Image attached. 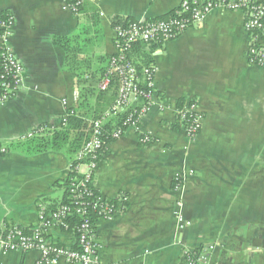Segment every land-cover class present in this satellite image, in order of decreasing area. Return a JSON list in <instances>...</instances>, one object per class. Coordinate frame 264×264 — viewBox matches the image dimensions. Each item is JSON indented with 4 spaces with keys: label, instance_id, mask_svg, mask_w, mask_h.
<instances>
[{
    "label": "crops",
    "instance_id": "crops-1",
    "mask_svg": "<svg viewBox=\"0 0 264 264\" xmlns=\"http://www.w3.org/2000/svg\"><path fill=\"white\" fill-rule=\"evenodd\" d=\"M70 1L0 0V15L14 18L9 42L24 70L15 98L0 104V149L5 150L0 153V232L30 231L40 209L60 205L64 187L58 183L68 174V157L26 152L17 144L40 126H58L64 99L86 122L111 105L98 84L115 53L114 20H157L182 2L88 0L76 16L67 9ZM244 19L242 12L214 10L200 26L163 46H143L152 57L158 97L195 101L204 122L189 142L182 129H171L172 113L155 106L138 128L108 144L92 184L103 198L124 197L127 207L109 221H95L102 264H186L184 250L209 245L215 246L210 264H264V68L247 62ZM57 38L72 40V67L54 43ZM147 134L153 140L140 144ZM177 174L184 179L175 192ZM181 198L191 222L183 231L173 215ZM46 237L55 245L74 243L59 229ZM37 259L36 252L0 253V264H36Z\"/></svg>",
    "mask_w": 264,
    "mask_h": 264
},
{
    "label": "built area",
    "instance_id": "built-area-1",
    "mask_svg": "<svg viewBox=\"0 0 264 264\" xmlns=\"http://www.w3.org/2000/svg\"><path fill=\"white\" fill-rule=\"evenodd\" d=\"M86 0H73L67 5V9L75 14L78 8ZM214 10L224 12H242L245 16L244 29L249 34L250 44L246 52V59L250 66L264 68V0H182L179 7L163 20H135L126 25H117L113 29L115 53L110 58L108 68L99 82V90L106 91L112 77L119 81L118 97L111 109L112 117L123 111L132 108L140 102V108L132 120L129 117V127L137 128L140 119L153 107H158L162 112H172L185 135L192 138L201 129L202 115L197 113L195 101L186 100L182 108H177L171 102L161 99L154 92L153 73L154 70H144L146 79L145 88L139 85L136 77V70L126 53L133 44L164 45L179 37L183 32L200 26L205 18ZM15 21L11 15H0V104H5L15 98L24 81V70L10 46V37ZM78 99L73 95V102ZM65 109L63 116L73 115L74 110L68 105L66 99L62 100ZM189 115V120H185ZM110 118L103 115L101 118L91 122L92 135L84 144L76 156L79 164L74 169L79 174V180L70 185V193L73 199H79L88 193V186L92 185L93 173L97 166L98 153L103 149V122ZM62 124L65 122L62 119ZM127 128V129H128ZM47 127L31 131L26 138H32L33 133L43 135ZM124 132L117 129L113 132L112 138L117 140ZM192 140V139H191ZM148 137L141 138L140 142L146 143ZM0 153H5L0 149ZM73 166L69 165V169ZM80 167H84L81 172ZM192 175L193 173L190 172ZM182 180L175 177L173 190L179 191L182 188ZM122 201L126 202L123 197ZM76 208L71 211L68 206L59 205L57 210L50 215H44L43 208L38 213V224L30 232H24L19 228H9L0 234V253L36 251L38 253L37 264H102L98 256V244L95 236V222L84 218L77 228L78 237L76 243L78 249H70L67 246H56L51 244L46 235L51 229L66 231L68 226L65 219L76 214L85 216L86 211L82 203L73 202ZM98 220L109 221L121 209L112 205V200L98 196L92 204ZM174 218L180 231L191 226V222L185 218L183 206L180 200L175 202ZM215 249L214 245L202 247L199 250L186 249L183 256L186 264H210L209 254Z\"/></svg>",
    "mask_w": 264,
    "mask_h": 264
},
{
    "label": "trees",
    "instance_id": "trees-1",
    "mask_svg": "<svg viewBox=\"0 0 264 264\" xmlns=\"http://www.w3.org/2000/svg\"><path fill=\"white\" fill-rule=\"evenodd\" d=\"M72 1L73 0H71L70 2H72ZM86 1H88V0H86ZM86 1H84L82 3V5L78 8L77 12L75 13L76 16L80 13L81 8ZM171 15L172 14H170L169 16H171ZM167 18L168 17H162L159 20H163V19L165 20ZM129 21L133 22V20L118 19L117 18L114 20L113 25H115V26L121 25L122 26V25L128 24ZM71 41L72 40L70 38H57L54 40V43L57 46L61 47L66 52L67 65L69 67H72L74 65V60L76 58L75 54H74L75 49L70 47ZM143 46L144 45H142L140 43L133 44L131 49L126 53V55H127V58L133 64V66L135 67L136 77L139 80V85L142 88H145L147 76L145 77V74L143 71L146 69L151 70V69H153V67H152V57L143 48ZM150 46L152 47V49H155L156 47H160L163 45L152 44ZM110 58L108 60V64H109ZM107 68H108V65L105 69V72H106ZM105 72H104V74H105ZM104 74H103V76H104ZM101 79H100V81H101ZM145 89H147V88H145ZM118 90H119L118 78L113 76L112 79L110 80V84H109L107 90L104 92H100L101 93L100 95L108 96L112 101V100L116 99ZM153 93L157 96H160L155 91ZM175 104H176L177 108H182L185 104V100L184 99L178 100ZM140 105H141L140 102L136 105L134 104L132 108H129V109L123 111L122 113H120L119 115L114 116V117L103 122L102 140L104 142V148H103L102 152H100V154L98 155L97 161H99L100 156L102 154L106 153L108 144L115 141V139L112 138L113 132L117 129H120L122 132H125L126 129L129 127V122H127L129 117H131L132 120L136 117L135 113L137 112V110H139ZM71 109L74 110V114L68 115L65 117L63 116L62 119L65 120V122H63V124H62L63 120L61 119L59 125L56 127L53 125H46L45 126V127H47V131L49 132L47 134H49V135H47V134L38 135L36 133H33L34 136L32 138H24L23 141H21L17 145L19 147H21L22 149H24V151H26V152H37L38 153V152L49 150V151L57 152V153H64L68 157V160L70 163L69 165H71L73 167L71 169H68V174H67L66 178L63 181H61L60 183H58V185L60 187H64L63 199H62L60 205L68 206L71 209V211L74 212L75 211L74 209L76 208V206H74L73 202L82 203V207L85 209L86 215L85 216H78L76 214H73L72 216L66 218L64 221H65L66 225L68 226V229L66 231H63V230H61V231L69 234L72 237V239L74 240V243H73V246H71L69 248L76 250V249H78V245L76 243V240L78 237L77 228L79 227L82 220L84 218H89L90 221H92V222H95L96 220H98L95 212L92 210V204L94 202H96L98 196H100V195L95 190L93 184L92 185L86 184V186H88V193L89 194L82 196L79 199H73V194L70 193V190H69L70 185L72 183L77 182L80 178L79 174L74 169V167L79 164V161L76 160V156L80 152V150L82 149L84 144L89 141V139L91 138V135H92V129H91V125H90L91 123L86 122L85 120L81 119L77 115V111L75 109V106H72ZM99 114L100 115L94 117L93 120H97L100 118V116H102L101 115L102 113H99ZM189 118H190L189 115H186L185 120H189ZM42 127H44V126H40L37 129L42 128ZM171 129L173 131H179L180 127L175 123L174 125L171 126ZM35 130H33V131H35ZM143 138H145V136H143L142 139ZM122 198L123 197L119 198V200H112V205L114 207L118 206L116 204L117 202L119 203L118 207L121 209L119 212L123 211L127 207L126 202L121 200ZM57 207L51 206L48 210L43 208L44 215L47 216V215L52 214L53 212H55L57 210ZM40 211H41V209H40ZM14 228H17V227H14ZM5 230H7V229H5ZM23 231L26 233L30 232V231H25V230H23ZM3 232L4 231L1 230L0 234ZM56 246L59 247L60 245H56ZM199 249H201V248H196V250H199Z\"/></svg>",
    "mask_w": 264,
    "mask_h": 264
},
{
    "label": "rangeland",
    "instance_id": "rangeland-1",
    "mask_svg": "<svg viewBox=\"0 0 264 264\" xmlns=\"http://www.w3.org/2000/svg\"><path fill=\"white\" fill-rule=\"evenodd\" d=\"M98 91H100L99 90V84H98ZM100 92H104V91H100ZM117 97H118V91H117ZM117 97H116V99L115 100H113L112 101V105L110 106V107H108L101 115L103 116V115H107V116H109L110 118H112V113H111V109H112V107L114 106V104H115V102H116V100H117ZM78 100V101H77ZM76 101V104L79 102V99H77ZM186 101V100H185ZM174 105H176L175 103H173ZM196 111H197V113H200L201 115H202V112L200 111V109H199V107H198V105L196 106ZM167 112H169V111H167ZM170 114L172 113V112H169ZM102 116H100V118L102 117ZM110 118H108V119H110ZM173 118H174V120H175V117L173 116ZM108 119H106V120H108ZM105 120V121H106ZM92 121H94V120H92ZM92 121H90V123L92 122ZM203 122H204V117H203V115H202V121H201V127H202V125H203ZM175 123H176V121H175ZM179 127H180V129H182L181 127L182 126H180L178 123H176ZM138 125H139V123H138ZM138 125H137V128H138ZM202 129V128H201ZM201 129L198 131V133L197 134H195V136L194 137H192V138H188L186 135H185V132L183 131V129H182V132L184 133V135H185V137L187 138V140L189 141V142H193V141H195V139L198 137V135H199V133H200V131H201ZM124 134V133H123ZM122 134V135H123ZM143 136H145V137H148L149 138V141L148 142H146V143H142V142H140V144H148V143H150L153 139L151 138V136H149V134H147V135H141L140 136V139L143 137ZM192 139V140H191ZM104 148V147H103ZM103 150V149H102ZM102 150L100 151V152H102ZM100 152L98 153V155L100 154ZM98 162L99 161H97V164H98ZM81 168V167H80ZM84 168V167H83ZM191 172V171H190ZM190 172H188V176H192L191 174H190ZM176 177H179V178H181V180H183L184 178H183V176H181L180 174H177V176ZM173 187V186H172ZM182 188H183V186H182ZM181 188V189H182ZM180 189V190H181ZM179 190V191H180ZM178 201V200H177ZM180 201H181V203H182V206H183V210H184V208H185V204H184V202H183V200H182V198L180 199ZM245 209H250L251 210V208H245ZM174 210H175V207H174ZM29 252H36V251H28V252H25V253H23V252H18V253H22V254H26V253H29ZM37 253V252H36ZM38 254V253H37ZM37 264V263H36Z\"/></svg>",
    "mask_w": 264,
    "mask_h": 264
},
{
    "label": "bare ground",
    "instance_id": "bare-ground-1",
    "mask_svg": "<svg viewBox=\"0 0 264 264\" xmlns=\"http://www.w3.org/2000/svg\"><path fill=\"white\" fill-rule=\"evenodd\" d=\"M131 21H129L128 23H130Z\"/></svg>",
    "mask_w": 264,
    "mask_h": 264
}]
</instances>
